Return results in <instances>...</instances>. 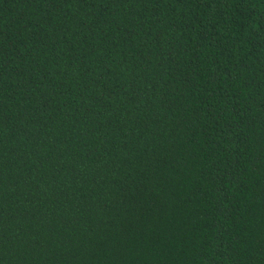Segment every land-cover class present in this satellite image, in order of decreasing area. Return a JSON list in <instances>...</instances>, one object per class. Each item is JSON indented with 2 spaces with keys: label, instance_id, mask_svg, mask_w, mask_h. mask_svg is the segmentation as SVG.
<instances>
[{
  "label": "trees",
  "instance_id": "trees-1",
  "mask_svg": "<svg viewBox=\"0 0 264 264\" xmlns=\"http://www.w3.org/2000/svg\"><path fill=\"white\" fill-rule=\"evenodd\" d=\"M0 264H264V0H0Z\"/></svg>",
  "mask_w": 264,
  "mask_h": 264
}]
</instances>
